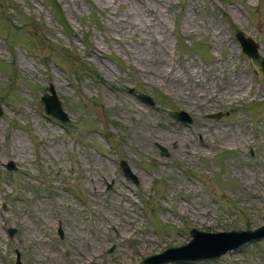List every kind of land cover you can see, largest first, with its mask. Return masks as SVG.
Returning a JSON list of instances; mask_svg holds the SVG:
<instances>
[{"label":"rangeland","instance_id":"obj_1","mask_svg":"<svg viewBox=\"0 0 264 264\" xmlns=\"http://www.w3.org/2000/svg\"><path fill=\"white\" fill-rule=\"evenodd\" d=\"M55 1L68 29L44 0H0V264H139L191 228L260 225L264 0ZM47 85L66 122L37 108ZM185 264H264V239Z\"/></svg>","mask_w":264,"mask_h":264},{"label":"water","instance_id":"obj_2","mask_svg":"<svg viewBox=\"0 0 264 264\" xmlns=\"http://www.w3.org/2000/svg\"><path fill=\"white\" fill-rule=\"evenodd\" d=\"M234 38L239 43L240 50L250 58L256 59L257 55V43H255L249 36H244L241 31H236ZM261 69L264 71V61H259ZM46 90L48 93L43 92L39 97L36 106L40 111L47 116H51L66 122L67 118L65 113L60 107L59 101L56 99L54 91L51 85H47ZM129 93H133L138 99L146 103L147 105L154 107L151 98L145 94L139 93V91H133L132 88H128ZM166 113L175 121H181L183 123H190L191 119L181 110L166 111ZM218 115L211 114L209 117H216ZM161 152L165 154L164 149L160 148ZM7 171L14 170L15 165L12 161L6 162L4 165ZM119 167L125 177H129L133 180L135 178L129 172L128 167L124 161H119ZM8 235L10 236L13 229H8ZM188 235L191 236L190 240L185 244H181L176 247H166L159 253H154L148 257L139 261V264H165L166 262L173 263H194L199 261H213L225 254L227 251H231L239 246L248 243H255L264 239V215L262 216V223L253 229L234 230L229 231H200L196 228H191L188 231ZM226 238L228 239L226 241ZM198 246H202V254L199 253ZM209 246H214L215 249L210 252L207 250ZM198 247V248H197ZM189 250H191L189 252ZM192 251L194 252L192 254ZM206 255V256H205ZM203 256L205 258H203ZM15 264H19L18 255L15 257Z\"/></svg>","mask_w":264,"mask_h":264},{"label":"bare ground","instance_id":"obj_3","mask_svg":"<svg viewBox=\"0 0 264 264\" xmlns=\"http://www.w3.org/2000/svg\"><path fill=\"white\" fill-rule=\"evenodd\" d=\"M142 14V13H141ZM167 77H169V78H171V79H175V80H177V78L176 77H173V76H170V75H167ZM238 82V79H237V81L235 82V83H237ZM241 84H242V82H241ZM241 84L238 82V86H236V87H238L239 89L238 90H234V92H235V94L233 95V96H235V95H237V94H239V93H241L240 92V89H241ZM237 91H239V92H237ZM188 94H190V95H192L193 96V98L191 99V100H195V103H198V104H200V99H203V96H201V98H200V95H198V94H195L194 93V91L193 92H189V93H185V92H183V96H182V94H181V98H183L182 99V103L186 106V107H189L190 105H191V103L189 102V100H187L186 99V95H188ZM202 94V93H201ZM233 94V93H232ZM226 95V94H225ZM242 95V94H241ZM223 96L224 95H221L220 97H219V95L217 96V98H219V99H223ZM228 96V95H227ZM202 103V102H201ZM199 132H197V134H198ZM168 136V135H167ZM163 138V134L161 135V134H156L155 133V135H153V139L154 140H160V139H162ZM177 143H179V144H181V146L182 147H184L183 149H182V151H185V153H187L188 155L191 153V151H190V149H189V147L186 145V141H185V138H179L177 141H176ZM203 145H206L207 143L205 142V141H203V143H202ZM191 237V236H190ZM228 239L226 238V241H227ZM199 247V249H198V251H199V253H197V254H202V246H198ZM197 247V248H198ZM215 249V247L213 246H209L208 248H207V250L208 251H210V252H212L213 250ZM191 250H189V252H190ZM227 252H229V251H227ZM226 252V253H227ZM194 252L192 251V254H193ZM206 256V255H205ZM203 258H205L204 256H203ZM200 262V261H199ZM167 263V262H166Z\"/></svg>","mask_w":264,"mask_h":264},{"label":"trees","instance_id":"obj_4","mask_svg":"<svg viewBox=\"0 0 264 264\" xmlns=\"http://www.w3.org/2000/svg\"><path fill=\"white\" fill-rule=\"evenodd\" d=\"M44 1H46L47 2V6H48V8L50 9V10H52L53 11V16L54 17H57V19H58V22L61 24V25H63V26H65L66 27V29H68V27H67V25H66V23L64 22V20L62 19V12H61V9H60V6H59V4L58 3H56V1L55 0H44ZM62 16V17H61ZM87 73H89L88 71H86ZM93 78L94 77H96V75H91Z\"/></svg>","mask_w":264,"mask_h":264}]
</instances>
